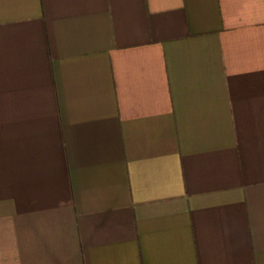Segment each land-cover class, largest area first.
<instances>
[{
    "label": "crops",
    "instance_id": "crops-1",
    "mask_svg": "<svg viewBox=\"0 0 264 264\" xmlns=\"http://www.w3.org/2000/svg\"><path fill=\"white\" fill-rule=\"evenodd\" d=\"M0 264H264V0H0Z\"/></svg>",
    "mask_w": 264,
    "mask_h": 264
}]
</instances>
